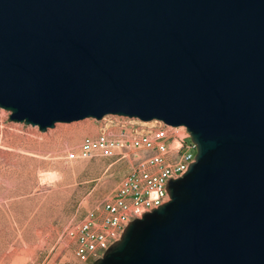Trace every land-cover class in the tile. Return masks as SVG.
<instances>
[{
    "label": "water",
    "instance_id": "obj_1",
    "mask_svg": "<svg viewBox=\"0 0 264 264\" xmlns=\"http://www.w3.org/2000/svg\"><path fill=\"white\" fill-rule=\"evenodd\" d=\"M0 108L189 132L169 200L91 264H264V0H0Z\"/></svg>",
    "mask_w": 264,
    "mask_h": 264
},
{
    "label": "rangeland",
    "instance_id": "obj_2",
    "mask_svg": "<svg viewBox=\"0 0 264 264\" xmlns=\"http://www.w3.org/2000/svg\"><path fill=\"white\" fill-rule=\"evenodd\" d=\"M8 115L0 108V264H81L73 255L70 231L99 214L133 157L82 159L69 153L83 138L124 119L60 122L42 132L8 121Z\"/></svg>",
    "mask_w": 264,
    "mask_h": 264
},
{
    "label": "built area",
    "instance_id": "obj_3",
    "mask_svg": "<svg viewBox=\"0 0 264 264\" xmlns=\"http://www.w3.org/2000/svg\"><path fill=\"white\" fill-rule=\"evenodd\" d=\"M116 127L87 136L77 143L71 158L97 157L124 159L133 157L113 197L101 211L79 222L70 231L73 255L81 264H91L119 240L133 220L169 200V179L181 177L194 161L196 146L185 126L158 125L140 127L135 118L121 116Z\"/></svg>",
    "mask_w": 264,
    "mask_h": 264
}]
</instances>
